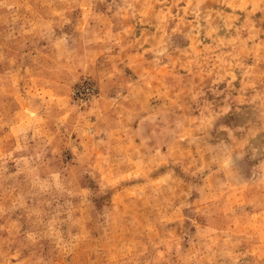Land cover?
Here are the masks:
<instances>
[{"label": "rangeland", "instance_id": "obj_1", "mask_svg": "<svg viewBox=\"0 0 264 264\" xmlns=\"http://www.w3.org/2000/svg\"><path fill=\"white\" fill-rule=\"evenodd\" d=\"M0 264H264V0H0Z\"/></svg>", "mask_w": 264, "mask_h": 264}]
</instances>
